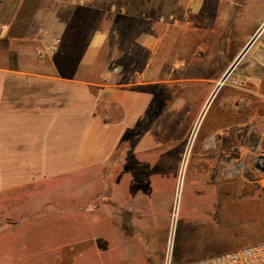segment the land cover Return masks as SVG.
Listing matches in <instances>:
<instances>
[{
	"label": "crops",
	"instance_id": "1",
	"mask_svg": "<svg viewBox=\"0 0 264 264\" xmlns=\"http://www.w3.org/2000/svg\"><path fill=\"white\" fill-rule=\"evenodd\" d=\"M173 1L160 17L171 20L167 37L150 31L143 13L99 0H0V243L5 234L28 236L53 195L64 237L78 242L80 228H91V258L100 257L101 241L149 237L166 225L189 136L221 76L209 68L240 61L254 34L228 55L222 37L233 0ZM236 71L249 100H259L264 65L245 62ZM164 94L166 106L131 145L127 135ZM236 116L223 98L184 160L188 178L209 179L215 189L189 204L187 218L200 227L191 241L215 249L197 257L230 249L219 246L227 229L220 188L243 159ZM83 194L92 206L82 226Z\"/></svg>",
	"mask_w": 264,
	"mask_h": 264
},
{
	"label": "rangeland",
	"instance_id": "2",
	"mask_svg": "<svg viewBox=\"0 0 264 264\" xmlns=\"http://www.w3.org/2000/svg\"><path fill=\"white\" fill-rule=\"evenodd\" d=\"M99 2L101 7L106 9L141 12L149 17L147 25L150 31L156 34L166 33L167 37H170L171 20H160V17L170 15L172 6L178 5L173 0H99ZM117 20L121 25L127 21L124 18ZM263 21L264 0H233L225 18L226 30L222 37L226 53L231 55L234 50L236 51L242 42L255 33ZM261 45L260 40H254L244 51L240 61L234 60L228 67L214 65L209 71L212 75L222 76L232 65L235 66L234 74L237 72L236 66L245 62L264 65ZM170 48V39H166L163 49L168 53ZM217 80L213 83V90L216 93L209 103L207 101L202 107L189 136L175 188L173 208L166 225L157 228V234L149 237L126 236L122 238L126 240L125 242L117 240L118 238L115 243L101 241L100 257L91 258L92 232L91 228L83 226L87 221L85 212L92 206L91 197L88 194L81 197L78 209L81 216L78 220L83 228L79 230L78 242H72L73 236L66 238L61 234L58 216L61 207L60 197L53 195L50 198L49 210L37 211V215L45 214L46 217L37 218V224L31 228L28 236H24L22 231H17L14 235L5 234L1 237L4 242L0 243V264H163L170 237L174 263L194 260L203 257H197L200 253L214 251L213 246L191 241L193 231L200 227L194 226V221L189 220L187 216L188 213L193 214L188 212L189 204L203 196L207 198L213 196L215 189L210 187L209 179L202 181L200 178H188L184 160L189 157L194 141H199L204 130L209 127L213 114L222 105L223 98L227 99L228 111L236 110L237 120H243L244 148L243 159L236 166L237 172H229L226 186L225 180L223 178L221 180L220 191L222 194L227 193L226 218L222 216L224 218L222 220H226L227 229L224 234L225 240L223 239L219 246H227L230 249L226 251H229L235 247L264 240V94L259 100H249L245 87H233L228 84L217 87ZM165 90V93L170 91ZM196 181L198 183H195ZM84 186L86 187V184ZM4 230L6 233L11 229L4 227ZM147 238L154 241L148 242Z\"/></svg>",
	"mask_w": 264,
	"mask_h": 264
},
{
	"label": "built area",
	"instance_id": "3",
	"mask_svg": "<svg viewBox=\"0 0 264 264\" xmlns=\"http://www.w3.org/2000/svg\"><path fill=\"white\" fill-rule=\"evenodd\" d=\"M250 45L254 40H260L264 46V21L251 37ZM240 57V56H239ZM235 66H231L218 80L217 87L228 84L233 87H245L246 80L244 77L234 74ZM163 264H264V240L236 247L229 251L211 254L198 259L174 263L172 261L171 237L165 249V258Z\"/></svg>",
	"mask_w": 264,
	"mask_h": 264
},
{
	"label": "trees",
	"instance_id": "4",
	"mask_svg": "<svg viewBox=\"0 0 264 264\" xmlns=\"http://www.w3.org/2000/svg\"><path fill=\"white\" fill-rule=\"evenodd\" d=\"M166 103L167 96L165 94L152 101L146 119L137 123L127 135V139L131 145L136 141L137 137L151 123V121L160 114L162 109L166 106Z\"/></svg>",
	"mask_w": 264,
	"mask_h": 264
}]
</instances>
